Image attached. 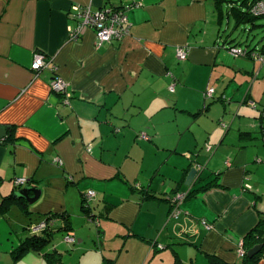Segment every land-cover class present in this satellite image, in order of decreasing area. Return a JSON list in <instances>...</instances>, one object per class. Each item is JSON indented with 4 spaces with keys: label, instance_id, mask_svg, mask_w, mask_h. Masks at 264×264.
<instances>
[{
    "label": "crops",
    "instance_id": "crops-1",
    "mask_svg": "<svg viewBox=\"0 0 264 264\" xmlns=\"http://www.w3.org/2000/svg\"><path fill=\"white\" fill-rule=\"evenodd\" d=\"M250 2L0 0V126L9 129L0 139V264H49L54 248L63 264H242L240 245L264 222V62L227 48L264 54L228 33L247 23L264 31L246 19ZM139 3L123 39L99 45L94 29L78 30L76 6ZM38 54L49 66L34 71ZM55 76L69 105L51 91ZM195 166L204 170L192 187L205 191L174 218L168 198L186 190ZM27 186L41 190L31 208L11 198ZM90 191L92 216L83 209ZM17 206L40 223L57 218L42 253L16 259L31 227L12 216ZM69 233L77 242L67 251Z\"/></svg>",
    "mask_w": 264,
    "mask_h": 264
},
{
    "label": "built area",
    "instance_id": "built-area-1",
    "mask_svg": "<svg viewBox=\"0 0 264 264\" xmlns=\"http://www.w3.org/2000/svg\"><path fill=\"white\" fill-rule=\"evenodd\" d=\"M141 7V4H132L126 6L122 9H114V8H104L100 10H93L90 8H81L76 6V17L79 21L78 30L82 31L84 28H92L95 30L96 37L98 40V44L102 45L103 43H109L113 39H123L126 37L130 31V24L128 21L127 13L135 8ZM249 14L252 17L260 18L264 17V0H256L252 3ZM231 54L236 57H245L247 55V51L243 48L234 47L229 50ZM177 59L179 61H185L189 55V47H181L177 49ZM254 60L263 61L264 56L259 54L253 53L252 54ZM49 66L48 61L46 60L45 56L42 54H38L35 56L34 61L32 63V70L40 71ZM51 91L63 97V101L66 105H69L70 100L72 99L73 95L68 89V84L59 76H55L50 83ZM172 93L175 92V84L170 86L169 89ZM214 94V89H209L206 92V98H212ZM140 137L142 139H148L146 134H141ZM29 182L27 179H16L15 185L16 187H20L25 185ZM96 198V193L93 191L88 192L85 195V204L88 206L91 204V201ZM179 199L183 198V195L180 194L178 196ZM51 225L49 222H43L39 226L30 227L28 231L31 234H41L45 232L48 227ZM207 227V225H206ZM210 228V227H209ZM64 242L68 243L69 245L73 246L77 239L76 236L72 233L66 235L63 239ZM240 245L239 254L243 255L244 252Z\"/></svg>",
    "mask_w": 264,
    "mask_h": 264
},
{
    "label": "trees",
    "instance_id": "trees-1",
    "mask_svg": "<svg viewBox=\"0 0 264 264\" xmlns=\"http://www.w3.org/2000/svg\"><path fill=\"white\" fill-rule=\"evenodd\" d=\"M254 1H256V0H253L252 2H250L248 4L247 13H246L247 14V16H246L247 18L246 19L248 21H250V22L264 18V17L255 18V17H252L249 14V9H250V7H251V5H252V3ZM234 47L235 46L228 47L227 49L230 50V49H232ZM243 49H245L247 51V55L245 56L246 58H250V59L254 60V58L252 56L253 53H256V54H259L261 56H264V54L257 53L254 50L252 51L248 47L247 48L245 47ZM213 184H214V182H213ZM208 186H211V185H208ZM215 186H216V184H215ZM201 191L204 192L205 190L204 189L196 190L193 187H186V190H183V191L182 190H177L176 192H174L173 196L168 198V202L170 203V206H171V216L174 217V218H177L181 214L180 212H181L182 205L184 203H186L189 199L197 197L199 192H201ZM180 194L183 195L182 199L178 198V196H180ZM8 200H10V202L14 203L11 199L8 198ZM5 203H6V200H5ZM24 205H25V207L29 206L28 204H24ZM90 206L91 205L87 206L85 204V196H84L83 209H84L85 212H87V214L89 213L88 214L89 216H92V215H90V210H89ZM53 220L57 221V218L55 216L52 217V218H51V216L47 217V222L51 223ZM90 221L94 222L97 225H99V221L97 219H95V218L91 217ZM51 225L48 227V229L45 232H43L41 234L35 235V234H31L28 231L29 232V237H27L25 240L22 241V243L20 244V246L18 247V249L14 253L16 259L23 257L24 255L28 254L29 252H41L42 253L43 250L50 244V240L52 238L51 235H50L51 234L50 231H52V226ZM203 225L206 227V225H208V224L206 222H203ZM260 226H262V229L259 228ZM263 237H264V222H262V225L259 224L257 226V228L254 229L253 231H251L250 234L243 240L241 248H242L244 254L241 255V254L238 253L239 254L238 256L242 259V264H258L259 263V260H260L261 256L264 253V240H263ZM74 245H76V243ZM256 245H263V248L260 251V253H258L253 258H250L248 256V252L252 248H254ZM44 259L49 264H63L62 260L60 258V255L57 253L55 248L52 251L45 252L44 253ZM209 260H210L209 264H232V263H228V262H225L223 260L217 259L215 257H209Z\"/></svg>",
    "mask_w": 264,
    "mask_h": 264
},
{
    "label": "rangeland",
    "instance_id": "rangeland-1",
    "mask_svg": "<svg viewBox=\"0 0 264 264\" xmlns=\"http://www.w3.org/2000/svg\"><path fill=\"white\" fill-rule=\"evenodd\" d=\"M234 1L241 4L245 0H234ZM248 1H253V0H248ZM254 23L255 24L261 23L262 24V23H264V18L258 19ZM232 25H234V22H232ZM262 29L263 28H261L259 26L255 29L253 27V23H247L246 25H242V28H236L235 29V27H233L232 29H230L228 31V33H229V35L234 36L235 39H238L239 41H241L246 46L261 47L264 45V31L261 32ZM239 48H241V47H239ZM95 200H96V198H94L91 201V203L94 202ZM28 207L31 208V206H28ZM14 210H15V213H13L12 216L15 219L17 217L21 218L22 220L24 219L26 226L28 225L31 227H35V226H39L41 224L40 223L41 221L37 222L38 219L37 218L35 219V217L32 216L33 214H26L21 207L17 206V207H15ZM15 216H17V217H15ZM75 221H79V220H75ZM87 221H88V223H85V225H87V227L89 229V227L92 226L93 224H91L90 219ZM92 227L95 229V232H96L97 229H96L95 225H93ZM92 231H93V229H92ZM76 239H77V237H76ZM57 245H59V242H57ZM60 245L65 250L69 249L71 246L68 243L64 242L63 240L60 242ZM67 251H65V252L67 253Z\"/></svg>",
    "mask_w": 264,
    "mask_h": 264
},
{
    "label": "water",
    "instance_id": "water-1",
    "mask_svg": "<svg viewBox=\"0 0 264 264\" xmlns=\"http://www.w3.org/2000/svg\"><path fill=\"white\" fill-rule=\"evenodd\" d=\"M252 108H256V107H252ZM8 131H9L8 128L0 126V139H4L7 136ZM213 151H216V150H213ZM201 169L202 168L201 167L199 168V166H195V167L190 169L189 174H188L186 181H185L186 187H192V185L197 183L198 179H200L201 172H203V170H204V169H202V170ZM40 194H41V190L27 186L24 189L19 190L18 192H13L11 195V198L15 201L25 200L28 205H33L39 200ZM262 248H263V245L255 246L254 248H252L248 252V256L250 258H253L262 250Z\"/></svg>",
    "mask_w": 264,
    "mask_h": 264
}]
</instances>
